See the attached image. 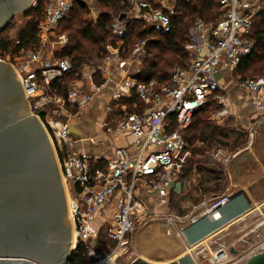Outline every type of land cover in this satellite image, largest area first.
I'll return each instance as SVG.
<instances>
[{"label": "built area", "instance_id": "obj_1", "mask_svg": "<svg viewBox=\"0 0 264 264\" xmlns=\"http://www.w3.org/2000/svg\"><path fill=\"white\" fill-rule=\"evenodd\" d=\"M37 1L32 0V6ZM218 5L216 19L193 20L184 44L186 59L172 65L162 82L137 80L135 74L140 67L118 79L111 69L114 62L122 66L133 61L140 65L145 57V39L129 48L122 47L133 19H140L154 32H170L169 15L173 10L162 9L152 0H127L126 11L113 13L111 34L121 47L108 44L101 59L83 62L80 78L69 85L65 95L55 93L50 85L75 70L67 57L59 55L68 42L62 24L72 0H43L36 26L37 42L30 48L20 47L15 51L20 44L17 31L10 36L14 40L13 48L7 53L0 51V61L11 65L21 84L29 113L38 118L51 139L65 185L72 248L74 251L81 245L86 256L94 258L90 264H115L113 255L124 239L153 219V213L141 200L142 194L156 193L161 202L167 201L170 182L191 155L185 131L193 115L211 104L215 107L211 118L216 123L227 116V95L220 83L224 70L249 94L256 109L264 111V76L239 79L236 74L242 59L255 48L253 23L257 16L264 14V0H218ZM121 13L134 18H120ZM108 85L113 86L112 103L107 108L110 119L103 127L108 132L130 134L133 139L131 150L116 148L115 158L107 160L101 168L95 166L96 160L75 150L68 121ZM133 93L143 107L128 113L124 101ZM133 107H137L136 103ZM40 110L44 111L42 115L37 113ZM209 155L212 159L229 156L217 144L212 145ZM229 196L214 197L197 217H208L219 223L220 208L230 201ZM102 208L109 217L95 230L94 216ZM197 217L192 218L193 224ZM104 227L106 238L100 239ZM93 237L96 248L87 243ZM246 238L241 244L247 245L245 249L230 247L235 251L229 249L230 253L225 255L220 248L217 252L220 260L216 264H241L247 257L264 250V233ZM111 245L114 246L111 252L97 253L99 247Z\"/></svg>", "mask_w": 264, "mask_h": 264}, {"label": "crops", "instance_id": "obj_2", "mask_svg": "<svg viewBox=\"0 0 264 264\" xmlns=\"http://www.w3.org/2000/svg\"><path fill=\"white\" fill-rule=\"evenodd\" d=\"M82 1L89 7L92 19L97 18L101 12H108L111 16H113L112 12H117L99 5L97 9L93 10L85 0ZM152 1L162 9L169 11L174 10L177 4V0ZM125 17L134 18L131 14H127ZM183 51L186 55L184 47ZM135 64L130 61L121 66L118 62H114V69L111 67L114 78L118 79L124 73H133L141 65ZM225 71L220 74V79L229 77V74ZM112 91L113 86L108 85L93 95L91 101L68 121L70 136L75 140V150L100 162L114 159L116 148L132 149V135L108 132L103 127V124L110 119L107 108L112 103ZM225 93L227 95L226 107L228 114L222 123L224 122L230 127L227 132L229 146L226 145L228 158L218 157L212 159L209 155L210 160L207 164H210V166L204 165V167H201V162L193 160L194 156H197V154L200 156V153L193 154V147H191L188 140L192 155H190L177 177L170 182L167 201L161 202L156 193L148 194L147 197L144 196V203L153 215L156 216L161 213L164 214L166 219L165 223L162 222L163 224L160 222L151 224V230H154V232L148 235L147 239L149 236H154L161 246H155V252L150 255L176 253L175 257L164 260H152L142 257L150 263L163 264L175 260L180 255L188 252V246L194 247L197 243L213 242L217 245L216 249L224 246L225 242L229 241L227 238L229 236L228 231L238 226V230L244 232L247 229V224L244 222L247 216L256 211L258 206L264 204V111L256 109L249 94L237 85L229 86ZM115 110L118 114L117 107ZM222 123H219V126ZM197 143H200V141H197ZM192 145L194 144L192 143ZM189 176L192 178L191 181L196 184L193 187L188 186ZM197 178H201V180L198 181ZM239 190L243 191L244 195L239 194L220 208L224 223H216L208 217H200L195 224L186 225L182 229L179 227L182 224H187L186 219H189V217L201 214L214 197L222 193L231 195ZM190 196L196 199H192ZM193 200H196V202ZM172 201H176L178 206L182 205L180 209L185 207L188 211L180 214L177 210L171 208ZM258 226L252 227L249 232L253 228L259 231ZM162 227L166 228V233L168 232V241L160 234L158 235L157 230H161ZM263 228L264 226L261 227L262 230ZM156 232L157 234H155ZM196 232L198 236L192 239V235ZM172 235L184 238L183 246H177ZM163 236L165 235L163 234ZM248 237L250 238V236ZM95 244L97 246V242ZM176 246L177 250L175 249Z\"/></svg>", "mask_w": 264, "mask_h": 264}, {"label": "water", "instance_id": "obj_3", "mask_svg": "<svg viewBox=\"0 0 264 264\" xmlns=\"http://www.w3.org/2000/svg\"><path fill=\"white\" fill-rule=\"evenodd\" d=\"M7 2L10 15L23 14L32 7V0ZM125 16L120 14V18ZM6 25L0 26V32ZM1 63L0 264H68L73 251L71 221L52 142L38 118L29 113L13 68ZM239 194L244 192L236 191L229 199ZM128 264L160 263L136 256ZM163 264L198 263L191 253H185ZM241 264H264V250Z\"/></svg>", "mask_w": 264, "mask_h": 264}, {"label": "trees", "instance_id": "obj_4", "mask_svg": "<svg viewBox=\"0 0 264 264\" xmlns=\"http://www.w3.org/2000/svg\"><path fill=\"white\" fill-rule=\"evenodd\" d=\"M94 2L106 9L115 11H126L127 0H94ZM43 0H38L35 6L22 14L24 26L17 32L20 44L14 48L17 51L20 47L30 48L37 42L36 26L41 17ZM219 16L218 0H177L173 13L169 15L171 30L161 34L148 29L140 19H133L129 24L128 32L124 38L122 47L129 48L134 42L145 39V57L141 63L140 70L135 74L139 81L155 80L165 81L168 77L169 68L186 59L183 51L189 26L196 18L213 20ZM112 16L108 12H101L97 18L92 19L87 5L82 0H72V7L67 18L63 21L62 30L68 36V44L60 56L67 57L75 70L65 73L62 77L55 79L50 87L57 93L65 95L69 85L80 78L79 68L87 60H99L106 54V45H119L111 34ZM253 34L256 38V45L253 51L242 59L236 74L239 79L255 78L264 76V14L255 18L253 23ZM14 40L10 37L7 27L0 32V51L7 53L13 48ZM119 47H121L119 45ZM14 54H11L13 57ZM251 75L249 76L248 73ZM127 104V112L139 111L143 104L135 93L131 98L124 101ZM136 103L137 107L133 108ZM214 107L207 104L198 110L192 118L186 130V137L189 142L201 141L210 143L213 136L228 138L227 132L230 127L211 125L209 118ZM228 140V139H227ZM193 147V154L202 153L203 147ZM104 161H96L95 166L103 168ZM194 236V237H193ZM196 232L192 239L197 237ZM88 257L81 245L71 253L68 264H83Z\"/></svg>", "mask_w": 264, "mask_h": 264}, {"label": "rangeland", "instance_id": "obj_5", "mask_svg": "<svg viewBox=\"0 0 264 264\" xmlns=\"http://www.w3.org/2000/svg\"><path fill=\"white\" fill-rule=\"evenodd\" d=\"M85 2L93 10L98 8V5L94 2V0H85ZM88 10H89V7H88ZM112 13H114V12H112ZM90 17H91V15H90ZM24 24L25 23H24V20L22 18V15L15 16V18L7 26L9 35L11 36L12 34L16 33L18 30H20V28H22L24 26ZM67 44H68V42H67ZM8 58L10 60V56ZM225 72H227V71H225ZM248 75L251 76L249 73H248ZM220 83L224 84V90H227V88L229 86H232V85L239 86L237 84V82L233 78H231L230 76L225 77L224 79H220ZM214 112H215V107L213 109L212 114ZM212 114H211V116H212ZM211 116L209 118V123L211 125H219L218 123H216L211 118ZM220 123H222V122H220ZM220 126L227 127L228 125H226V123L223 122L222 125L220 124ZM213 138H214V140L210 141V143L204 142L203 145H201L202 144L201 141H200V143H197L196 141H195V143H193L194 146H196V147H200V145H201V147H203L204 151L202 153H200V156L197 154V156H194V159H193V160L199 161V163L201 162L200 163L202 165L201 167H204V165L210 166V164H207V162H208V160H210L209 159L210 158L209 157V151L211 150L212 145H214V144L221 145L223 148H225L227 150L226 145L229 144V142H228L229 140H227L226 138H221L219 136H216V137L213 136ZM192 146L193 145L191 144V147ZM191 155H192V153H191ZM188 178H190L188 186L189 185H190L189 187L195 186L196 184L191 181V179H192L191 176H189ZM197 179H196V181H197ZM200 180H201V178L198 179V181H200ZM144 196L147 197L148 194H142L141 195V200L143 202H144ZM190 197L192 199H196L193 196H190ZM194 202H196V200ZM171 206H172L171 208H173L174 210H177V212H179L180 214L186 213L188 211V209H186L185 207L180 209V207H182V205L178 206L176 201H174V202L172 201ZM180 210H183V211L181 212ZM108 215L109 214L105 209H103V208L100 209L94 216L95 222L93 220V228L95 230L100 229L103 226V224L105 223V219L109 217ZM197 216H199V214L194 215L193 217H197ZM164 217H165L164 214H161V213L157 214L156 216L153 217V219L151 221H149L145 225L139 227L133 234L126 237L124 239L122 245L117 249V251L113 255L114 263L115 264H127L136 256H139L141 258L143 257L146 259L148 258V259H152V260H158V259L164 260V259H168L170 257H175L176 253H174V252H170V253L168 252L167 254H160V255H150V254H153L155 252V246H161V244L154 238V236L151 239H149L151 237V236H149V238L147 239V236L150 235L151 233L153 234V231H154V230H151L152 229L151 224L154 222H160L161 224L165 223L166 219ZM193 217L191 216V217H189V219H186L187 224H185V225L182 224L179 227L182 229L186 225L193 224V222H192ZM154 218H156V219H154ZM197 218H200V217H197ZM244 222H245V224H247V229H245L244 232L243 231L240 232L238 230V226H235L231 230L228 231L229 236L227 238L229 239V241H227V243L225 242L224 246L221 247V248L225 249V251H221V252H224L225 255L230 253V251H229L230 247H234V249L237 248L239 250L247 248V245H245V244L241 245L242 240H244V241L247 240L246 237H248V236L251 237V235H254V237H255L257 234L264 233L263 230L261 229V227L264 226V204L261 206H258L257 210L252 212V214H250L249 216H247L246 221H244ZM255 225H259L258 229H260V230L259 231L257 229L254 230L255 228H253L252 231L249 232L250 229L252 227H254ZM261 225H263V226H261ZM160 229L161 230H157L158 235L160 234L163 238L165 237L166 239L169 238V235L166 233V228L162 227ZM101 233H102V235L100 236V239H105L106 238L104 236L105 227L101 230ZM244 233H245V235L243 236ZM163 234L165 236H163ZM172 236L174 237V235H172ZM220 237L222 238V236H220ZM145 239H146L145 245L141 244V241L145 240ZM181 239H182V237L180 238V236L174 237L173 241L176 243L177 246H180V245L183 246L184 238L182 239V241H181ZM87 243L90 246L96 248V244H95L96 240L94 237L91 239H88ZM202 244L197 243L196 245H194V247L189 248V250H187L188 251L187 253H191L198 264H216V262H218L220 260V258H219L220 255H218L217 253L214 254L217 245L213 244V242H204ZM177 246H176V248L174 247L176 250H177ZM113 248H114L113 245H111L109 247H104V248L99 247L97 250V253H99V254H103L104 252L109 253L113 250ZM219 248L220 247H217V249H219ZM141 249H143V250H141ZM214 255L216 257L215 259L213 258ZM93 261H94V258H92V259L88 258V260H85L83 262V264H90ZM106 264H108V263H106Z\"/></svg>", "mask_w": 264, "mask_h": 264}, {"label": "flooded vegetation", "instance_id": "obj_6", "mask_svg": "<svg viewBox=\"0 0 264 264\" xmlns=\"http://www.w3.org/2000/svg\"><path fill=\"white\" fill-rule=\"evenodd\" d=\"M21 1H30V0H21ZM7 0H0V26L3 23H7L6 27L8 24L15 18L17 15H22V14H13L10 15V9L7 4ZM5 27V28H6ZM3 67V64L0 61V68Z\"/></svg>", "mask_w": 264, "mask_h": 264}, {"label": "bare ground", "instance_id": "obj_7", "mask_svg": "<svg viewBox=\"0 0 264 264\" xmlns=\"http://www.w3.org/2000/svg\"><path fill=\"white\" fill-rule=\"evenodd\" d=\"M251 214H252V212H251ZM220 222H221V224L222 223H224V219L221 217V219H220ZM149 228V227H148ZM171 230V229H170ZM154 232V231H153ZM170 232V231H169ZM168 233V232H167ZM155 234H157V233H155ZM154 234V235H155ZM173 234V233H172ZM171 235V234H170ZM153 236H151L149 239H151ZM194 237V236H193ZM165 238V237H164ZM167 240V239H166ZM168 241V240H167ZM170 241V240H169ZM145 243H146V240H142L141 241V244H143V245H145ZM172 243L170 242V245H171ZM176 244V243H175ZM141 246V245H140ZM175 246V245H174ZM165 247V246H164ZM170 247V246H169ZM188 248H191V247H188ZM221 248V247H220ZM217 249V251H216V249H215V252H214V254H216L218 251L220 252L221 251V249ZM224 249V248H223ZM141 250H143V249H141ZM189 250V249H188ZM223 251H225V249L223 250ZM153 253V252H152ZM142 255V254H141ZM171 258V257H170Z\"/></svg>", "mask_w": 264, "mask_h": 264}]
</instances>
